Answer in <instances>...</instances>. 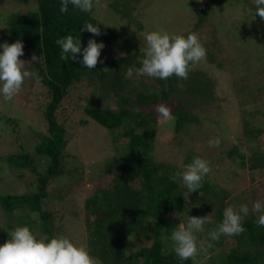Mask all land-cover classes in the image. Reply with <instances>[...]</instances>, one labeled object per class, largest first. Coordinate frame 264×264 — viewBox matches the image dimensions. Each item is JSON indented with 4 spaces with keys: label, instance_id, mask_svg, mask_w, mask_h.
<instances>
[{
    "label": "trees",
    "instance_id": "trees-1",
    "mask_svg": "<svg viewBox=\"0 0 264 264\" xmlns=\"http://www.w3.org/2000/svg\"><path fill=\"white\" fill-rule=\"evenodd\" d=\"M140 2L141 0H135V3L113 0L109 5L116 13H122L121 16L119 14L120 17L129 15L132 19V13ZM237 2L251 8L254 14L255 4L250 5L248 0H206L201 6L195 7L191 30L195 31L208 22L218 4ZM60 6V0H36L35 9L14 12L8 17L5 39L9 44L18 39L23 43L24 54L19 59L36 69L38 81L46 88L47 101L43 103L41 110L47 127L41 140L34 144L36 149L33 151L38 153L36 158L34 154L23 149L9 156L10 164L20 169V175H24L23 170L33 173L35 190L20 202L15 201L11 193L0 195L2 209L20 213L25 220L20 221V218L16 217V225L29 227L38 239L55 237L52 230L54 210L44 204L49 200L47 186L50 179L63 175L66 171L64 149L68 143L65 125L67 118L63 114L70 104L72 109L80 108L78 103H67L72 102L75 90L81 88L79 84L83 81L89 84L94 82L97 91L92 92L91 98L87 97L85 105L80 108L86 115L80 118L81 124H86L89 119L94 120L112 131L114 138L123 136L127 141L120 144L123 150H126H122L121 156L114 159L117 171L111 172V185L92 188L84 200L87 215L86 247L90 255L96 257L101 264H195L197 256L186 261L180 260L172 248L165 249L168 239L164 234L170 229L173 230L168 224L169 214L172 211L181 214L183 209L193 208L196 204L189 200L191 193H188L182 182H173L170 179V176L181 170L188 161L178 164L154 159L157 125L155 118L158 106L169 107L175 117L173 132L179 143H183L185 139H195L201 120L193 109L210 105V101L214 100L210 79L206 73L199 70H191L187 80L175 76L168 80L149 77H141L138 81L135 77L126 79L128 67H140L143 46L126 50L123 55L102 59L103 63H98L92 70L79 63L82 53L77 54V61H61V49L55 43L57 39L67 35L79 37L83 49L90 38L100 37L81 31L86 23L97 25L101 35L117 36V33L93 15L95 6L92 12L85 13L69 5L68 11L63 14L59 10ZM255 17L259 25L254 26L252 30L261 33L264 45V21H261L259 16ZM133 22L137 26L140 21L133 18ZM238 24L244 31L246 25L241 22ZM261 51L262 49L257 52ZM33 55L40 56L41 59L32 60ZM247 55L248 59L256 57L252 48L248 50ZM260 57L264 58L260 55L256 60ZM263 90L264 87L257 88V92ZM77 96L81 97L78 94ZM112 96L117 105L115 108L106 103ZM0 119L9 122V118L1 112ZM187 125L193 126V131L185 135L183 129ZM242 131L245 142H249L258 138L264 129L243 118L241 133ZM241 139L226 150L229 158L233 159L234 156L238 167H248L251 172L264 168V150L246 156ZM187 153L190 157L203 158L191 149H188ZM108 170L110 171L109 167ZM232 173L236 174L237 171L232 170ZM137 175L140 181H137V184L135 181L131 183L130 180L136 179ZM202 188L203 198L209 194L219 197L220 194L224 201L229 196L226 189H219L218 185L209 182L208 174L204 178ZM201 205L208 207L205 203ZM223 211V204L214 210V225L207 223L204 232L196 234L198 240L202 235L203 243L208 245L209 225H213L212 229H215L223 219ZM258 215L249 214L245 217L243 227L246 230L240 235H222L217 243L223 245V242L225 244L228 241L227 249L223 246L199 264H264V230L256 223ZM12 225L10 221L7 224L9 229ZM8 234L10 232L6 230L3 235ZM3 235L0 234V237ZM200 252L204 253L203 250Z\"/></svg>",
    "mask_w": 264,
    "mask_h": 264
},
{
    "label": "rangeland",
    "instance_id": "rangeland-1",
    "mask_svg": "<svg viewBox=\"0 0 264 264\" xmlns=\"http://www.w3.org/2000/svg\"><path fill=\"white\" fill-rule=\"evenodd\" d=\"M112 1L99 0L93 12L99 21L117 33V36L103 34L93 38L97 43L102 42L105 45L99 60L119 56L126 50L136 47H145L144 34L160 29L170 34L183 33L185 36L188 33H196L207 52L206 59L191 68L206 73L213 87L214 100L210 101V105L193 109L201 120L199 133L195 139H185L180 144L173 132L174 115V119L163 121L158 119L157 113L153 156L158 161L190 163L195 157L188 156L187 151L191 149L195 154L210 161L209 182L218 185L219 189H226L229 196L224 201L220 194L219 197L209 194L203 198L204 192L201 187L189 197V200L199 207H193L195 208L193 211L192 207H186L181 214L172 211L168 218L170 227L173 229L179 224H186L188 216H208L209 223L214 225V210L221 204L224 205V209L230 205L238 209L241 204H248L249 214L257 216L258 213L252 209V202L264 200V168L251 172L248 167H238L234 161L235 157L233 156L232 159L226 154V150L240 141L241 137V141L244 142L242 149L246 156L264 150V131L258 138L249 142H245L243 131L241 133L243 118L252 125L264 129V90L257 92L258 87H264V58L260 57L256 60L260 55L264 56V45L261 33L252 30L254 26L258 27L259 23L255 16L253 18L251 8L238 2L220 3L214 8L208 22L192 31L194 9L206 0L199 2L198 0H141L136 10L131 11L132 19L129 15L120 17L122 13L119 12V16L109 5ZM125 1L135 3V0ZM248 1L250 5L254 4V0ZM35 8L36 0H0V44L8 43L5 39L8 17L14 12H28ZM131 8L132 6L129 7ZM133 18L140 21L137 26ZM238 22L246 25L244 31L241 30ZM214 39H217L216 42H212ZM250 48L256 57L248 59ZM261 49V52H257ZM24 67L25 70L36 72V69L31 65L27 66V63ZM79 85L81 88L75 90L76 94L73 93L72 102H65H75L83 108L87 97L91 98V93L96 92L97 87L94 82L89 84L83 81ZM46 101V88L35 76L25 80L20 93L13 100L5 102L0 95V112L9 118V122L0 119V195L11 193L17 202L35 190V177L28 170H23L24 175H20V169L10 164L9 156L23 149L37 157L38 153L33 151L36 149L34 144L41 140L47 127L41 110ZM106 103L113 108L117 106L113 96L108 98ZM80 108L72 109L70 104L64 111L63 116L67 118L65 125L68 139L64 149L66 171L63 175L50 179L47 186L49 200L44 206L54 210L52 230L55 236L64 235L75 244L86 246L87 215L84 200L92 188L111 185L110 180L113 178L111 172L117 171L114 159L119 158L126 150L125 148L123 150L120 144L125 143L127 138L123 136L114 138L112 131L91 119L86 124H81L80 118L86 115ZM192 131L191 125L183 129L185 135ZM214 138L220 140L218 147H210L208 144V141ZM231 166L233 171H237L236 174L232 173ZM138 176L130 182L135 181L137 184V181H140ZM202 203L208 207H203ZM4 211L0 205L1 235L6 230L10 233L14 230V226L18 223L16 217L20 218V221L25 220L18 212ZM9 221L14 225L10 229L7 226ZM213 225H209L208 232L213 230ZM171 232L170 229L164 234L168 239L166 250L172 248ZM4 238L6 239L3 240ZM8 239L10 234L0 237V245ZM201 242H203L202 235L199 236L198 246ZM227 242L218 245L210 239L208 244H211V247H207L204 243V253L199 252L195 264H199L205 257L214 255L223 246L227 249Z\"/></svg>",
    "mask_w": 264,
    "mask_h": 264
},
{
    "label": "clouds",
    "instance_id": "clouds-1",
    "mask_svg": "<svg viewBox=\"0 0 264 264\" xmlns=\"http://www.w3.org/2000/svg\"><path fill=\"white\" fill-rule=\"evenodd\" d=\"M199 2V0H198ZM99 0H60V12L66 13L69 5L82 12H92ZM254 16H259L264 21V0H254ZM81 31H87L94 36L101 35L97 25L86 23ZM145 47L142 50L140 67H128L125 73L126 79L135 77L138 81L141 77L168 80L175 76L181 80H187L192 66L206 59V49L200 42L196 33L170 34L160 29L144 34ZM55 43L60 47V60L67 62L69 59L78 60L82 53L83 66L92 70L98 63L101 50L105 45L89 39L87 46L81 48L80 38L72 35L57 39ZM23 43L18 39L14 43L0 44V95L5 102L13 100L17 96L26 79L36 76L35 73L25 70V61L19 59L23 56ZM123 55V54H121ZM41 57L32 56V60ZM39 80V77L36 76ZM183 87V85H178ZM158 119L168 121L174 119L171 109L165 105L157 107ZM210 147L220 145L219 138L208 141ZM211 171L210 161L199 156L194 157L190 163L181 170L175 172L170 179L173 182L179 180L188 193L197 192L203 184L205 176ZM199 207V205H195ZM252 209L258 213L256 223L264 227V200L252 202ZM249 214L248 204H241L239 208L227 206L223 211V219L218 226L208 232L211 241L218 242L223 236H238L246 229L243 220ZM208 216H188L186 224H179L173 228L170 240L172 251L180 260L194 259L200 251L204 250L203 242L198 246L197 233L204 232V225L209 223ZM207 247H211L208 244ZM0 264H101L92 257L84 245L75 244L69 237L57 235L50 239H38L27 226H17L10 233V239L0 245Z\"/></svg>",
    "mask_w": 264,
    "mask_h": 264
}]
</instances>
